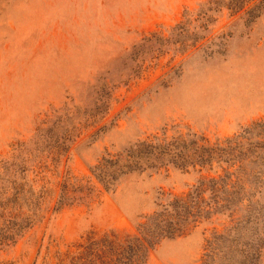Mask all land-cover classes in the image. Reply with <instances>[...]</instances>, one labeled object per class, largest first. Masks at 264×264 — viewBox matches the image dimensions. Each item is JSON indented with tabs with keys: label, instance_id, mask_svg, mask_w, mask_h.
<instances>
[{
	"label": "rangeland",
	"instance_id": "obj_1",
	"mask_svg": "<svg viewBox=\"0 0 264 264\" xmlns=\"http://www.w3.org/2000/svg\"><path fill=\"white\" fill-rule=\"evenodd\" d=\"M263 117L264 0H0V186L58 190L64 176L76 196L1 246L0 264H54L112 230L119 251L156 224L184 231L144 264H179L197 240L190 264H264V173L247 176L264 166L209 180L227 138ZM57 132L73 135L67 151L36 171ZM208 152L211 164L191 163ZM21 158L30 166L14 173ZM176 236L188 238L162 241Z\"/></svg>",
	"mask_w": 264,
	"mask_h": 264
},
{
	"label": "trees",
	"instance_id": "obj_2",
	"mask_svg": "<svg viewBox=\"0 0 264 264\" xmlns=\"http://www.w3.org/2000/svg\"><path fill=\"white\" fill-rule=\"evenodd\" d=\"M255 127L264 128V117L246 126L237 136H243L244 133L253 130ZM260 133H262L263 136H259ZM237 136L228 137L227 145L222 147L221 150L223 151L220 150L221 154L216 156L219 163L225 162L226 165L222 168L223 173H218L216 176L210 177L209 180L212 182L213 190L216 189L217 182L223 180L227 176H232L237 173V171L243 167V162L245 161L257 162L264 166V132L260 130V132L257 133V140L249 138L246 144L236 143ZM49 138L50 142L47 145L44 158L40 157L35 164L33 163L32 167L36 171V167H38L40 171L41 167L46 168V160L48 159L51 166L56 167L61 156H63L68 149L67 141L73 138V135L71 133L67 134L66 132L62 134L57 132L55 134L51 133ZM233 142H235V144ZM42 149L43 148L40 150ZM205 149L210 150L211 147H205ZM128 155L133 154L129 153ZM211 157L210 152H208L207 156H202L201 154L198 156L197 160H192L191 163L195 164L199 162L200 164H204L210 161ZM26 161L25 158L13 160L14 173H16V171L23 172L26 170L27 167L30 166L26 164ZM208 163L211 164V162ZM3 166L5 171L4 175L6 176V170L8 166H11V163ZM14 166L17 168H14ZM132 167V164L127 163L123 169ZM263 173V168L261 170L250 169L247 173L250 183H257ZM36 174L38 173L36 172ZM114 175V173L111 174V179L114 178ZM5 176H2L1 179ZM7 177V179L2 180L0 186V188H6L4 187V183L8 185L7 190L4 191L3 189V192L0 191V247L14 242L16 237L20 235L25 228L31 226L44 216L45 210L49 208L53 210L59 209L63 204L71 203L76 199V196H68L66 194L64 176L58 182V190L52 187H45L44 184H42L38 190L32 189L31 186L25 188L23 182L17 181L15 176ZM233 182L235 183V181ZM103 183L105 185L106 182L104 181ZM46 192L53 193L52 199L47 200ZM52 201L53 205H51ZM141 227L143 226L139 225L137 227V232H127L123 235L122 239L118 238L121 244V249L119 251H117V248L113 245V242L117 240V232L112 230L110 233H105L103 235L104 237H102L103 239L101 241L109 236H113V238L107 239L108 241L104 246L98 244L99 241L89 237L84 243H75L73 249L67 248L65 251L59 252L57 261L54 264H144L147 259L148 250L158 238L164 235L173 236L184 231V228L170 229L168 226L159 224H156L150 232L144 231Z\"/></svg>",
	"mask_w": 264,
	"mask_h": 264
},
{
	"label": "crops",
	"instance_id": "obj_3",
	"mask_svg": "<svg viewBox=\"0 0 264 264\" xmlns=\"http://www.w3.org/2000/svg\"><path fill=\"white\" fill-rule=\"evenodd\" d=\"M187 238L188 236L167 237L162 241L164 244H182V242L186 241ZM200 243L201 241L199 242V240H197V243L195 244H190V242H187L185 248L179 250L176 253L180 259L179 264H190L198 252Z\"/></svg>",
	"mask_w": 264,
	"mask_h": 264
}]
</instances>
